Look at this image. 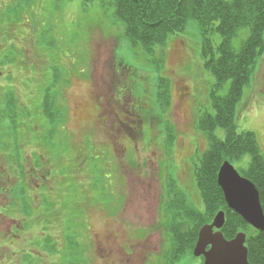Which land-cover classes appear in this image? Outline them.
Returning a JSON list of instances; mask_svg holds the SVG:
<instances>
[{
	"label": "rangeland",
	"instance_id": "374dc122",
	"mask_svg": "<svg viewBox=\"0 0 264 264\" xmlns=\"http://www.w3.org/2000/svg\"><path fill=\"white\" fill-rule=\"evenodd\" d=\"M122 34L110 10L81 0H0V95L14 97L21 111L15 119L18 128L11 130L7 119L0 130L6 134L0 139V264H29L27 258L40 264L43 236L60 252L51 263L46 256V264H65L62 250L74 255L80 250L84 264L200 263L189 255L193 236L203 226L197 225L205 219L192 172L208 144L195 121L199 112L210 111L214 89L203 67L202 38L190 21L182 33L168 37L166 48L155 49L158 62L152 65ZM247 34L239 31L231 45L238 49ZM209 36L215 49L220 38ZM39 50L70 77V85L57 88L55 106L61 112L54 125L44 126L36 118L45 76L30 66L49 64ZM159 83L166 86L161 89ZM226 92L227 84L216 95ZM163 101L166 112L160 111ZM233 118L237 132L254 134L264 160V56ZM216 135L222 138L221 132ZM248 161L243 156L232 165L246 169ZM12 184L27 188L31 210L26 215L18 212L22 205H14ZM164 186H172L169 194L175 193L180 207L174 229L164 225ZM102 194L113 197L102 199ZM120 194L126 201L123 214L108 216ZM42 197L53 202L51 215L44 209L41 216ZM67 227L74 232L77 251L64 239ZM186 236L189 249L181 253L178 245L185 244Z\"/></svg>",
	"mask_w": 264,
	"mask_h": 264
},
{
	"label": "trees",
	"instance_id": "16d2710c",
	"mask_svg": "<svg viewBox=\"0 0 264 264\" xmlns=\"http://www.w3.org/2000/svg\"><path fill=\"white\" fill-rule=\"evenodd\" d=\"M17 1L26 2L29 0ZM62 1L70 0H54L57 3ZM81 2L96 5L103 11L110 10L112 20L123 27V39L129 43L131 48H140L145 60L152 65L158 62L154 56L155 49L166 48L168 37L182 33L190 21L195 22L202 38L201 57L204 62L203 67L214 79V89L210 95V111L199 112L195 121L196 130L205 135L208 144L193 171L194 182L197 185L204 207V215H199L203 216L205 218L204 222H206L212 220L218 211H223L225 213V224L220 233L227 240L234 238L237 233H244L247 236L245 246L248 252V262L250 264H264V232L257 233L248 227L237 214L235 215L227 210L222 192L215 181L223 162L234 165L243 156H247L249 158L248 167L246 169L237 168V171L258 189L261 210L264 213V160L259 148H257L258 144L254 134L251 132H237L235 119L233 118L242 92L249 85L256 64L264 56V0H81ZM241 30H246L248 34L241 41L239 48L235 49L231 44ZM211 34H217L220 38V43L215 49L211 46L212 40L209 36ZM43 53L39 50L43 60H46ZM46 61L49 63L48 67L45 68L44 65H41L44 69L40 67V64L30 66V69L42 72V75L45 76L43 77L45 82L38 90L41 95L38 96L37 101L39 106H36L40 117L46 122L44 126L48 124L47 122L54 125L58 113L61 112L55 106L58 103L57 94L59 92L57 88L60 85L61 88L63 85H70V77L63 74L64 70L58 68L57 64ZM159 80L165 81L163 78ZM226 84V94L222 97L217 96V90H220ZM165 86L159 83L160 88ZM160 91L159 93L162 94ZM161 106L165 108L168 105L166 101H163ZM17 108L18 102L11 95L6 96L5 94L0 97V130L3 129L2 121L7 119L12 125L11 130L18 128L14 123L18 117ZM219 132L222 133V138L216 135ZM4 136L6 134L2 135L0 133V139ZM3 145L4 143H0V149L2 150ZM10 191L14 205L16 202L22 205L21 211L18 212L24 215L28 214L31 210V200L30 195L25 192L27 188L20 184L18 188L14 187ZM103 196L104 194L100 197L103 199ZM47 199L50 198L47 197ZM41 202L44 204L40 208L42 211L41 216L44 215L43 211L45 210H47V214H52L53 207L51 206L53 202L47 200ZM103 202L105 200L98 202L100 207L104 206L105 203ZM80 208H82L81 210L84 209V213H86L87 208L85 206L83 208L82 205ZM179 208L175 210V218L180 217ZM183 211H186V209L183 208ZM107 212H109L108 216L115 215V211L111 212V209H108ZM190 212L191 210L187 214L189 217ZM70 213L75 216L73 211ZM37 217L38 215L36 216L35 213L32 215V219H37ZM170 221L171 223L168 225H171V228L174 229L173 219ZM204 222L200 224L199 221L197 226L200 228L204 225ZM178 223L180 222L178 221ZM66 230L69 231L65 234L67 246L71 249L74 248L73 250H79V246L75 245L72 240L74 232L72 229L70 230V227H67ZM171 231H169L170 234ZM181 236L179 237V243ZM171 237L174 241L177 238L176 236ZM45 238H48L49 241H45ZM185 238V244L182 243L183 247L182 244L181 247L178 245V251L180 248L181 253L189 249V246L186 245L189 238L188 236ZM195 240L196 234H194L192 242H195ZM40 242L43 249L40 252L43 257L38 258V260L41 259L40 264H46V262H43L46 256L51 258L50 263L53 259H57V253L60 255V252L56 247V243L49 236H43ZM40 242L38 243L40 244ZM34 245L37 246V242ZM80 248L82 250V246ZM62 251L61 255L66 258L64 260L65 264H84L80 258V250L76 252V255ZM72 257L74 258L72 259ZM27 259L29 264H33L31 263L32 258Z\"/></svg>",
	"mask_w": 264,
	"mask_h": 264
},
{
	"label": "water",
	"instance_id": "95a60500",
	"mask_svg": "<svg viewBox=\"0 0 264 264\" xmlns=\"http://www.w3.org/2000/svg\"><path fill=\"white\" fill-rule=\"evenodd\" d=\"M216 181L227 209L239 215L255 231L264 232V214L255 186L240 177L228 163L221 166ZM223 225L224 214L220 212L210 225L202 227L197 233L198 238L192 255L203 257V264H249L245 235L237 233L233 240L226 241L219 233Z\"/></svg>",
	"mask_w": 264,
	"mask_h": 264
}]
</instances>
